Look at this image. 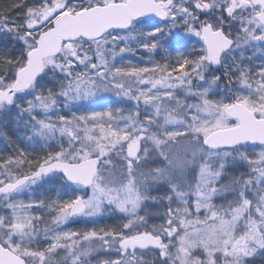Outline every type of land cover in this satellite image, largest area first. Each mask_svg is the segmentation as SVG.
I'll return each mask as SVG.
<instances>
[{"label": "snow or ice", "instance_id": "snow-or-ice-1", "mask_svg": "<svg viewBox=\"0 0 264 264\" xmlns=\"http://www.w3.org/2000/svg\"><path fill=\"white\" fill-rule=\"evenodd\" d=\"M0 136V264H264V0H0Z\"/></svg>", "mask_w": 264, "mask_h": 264}, {"label": "rangeland", "instance_id": "rangeland-1", "mask_svg": "<svg viewBox=\"0 0 264 264\" xmlns=\"http://www.w3.org/2000/svg\"><path fill=\"white\" fill-rule=\"evenodd\" d=\"M150 57L143 54V53H139L137 55H128L124 57L123 61H120V63H127L128 61H130L133 65H140L142 61H147ZM155 59L159 60L160 57L156 56L154 57ZM115 97H112V100L115 101ZM112 107H118V106H122V107H126V108H130L131 105H118L116 103H113L112 105H110ZM9 118H4V123H8ZM14 127V126H13ZM5 131L7 132L8 130L5 129ZM9 146V141L7 140L6 137L0 136V154H3L4 156H8L11 155V153L7 150ZM31 151V150H30ZM35 154H41L40 149L36 148L34 150ZM45 188L48 189H59V185L55 184V183H50L49 185H46ZM43 193L44 198H52L55 199L56 198V192L55 191H48V192H44V190H39ZM30 198H35V197H28L25 196L24 199L28 200ZM78 222L75 223H69L67 225V230H73V231H80V230H89L92 228L95 229H108L107 228V224H111L113 226H118L119 224H121L124 221V217L120 214H105L104 216H97V217H80L77 218ZM112 226V227H113ZM109 227V226H108ZM111 228V227H109Z\"/></svg>", "mask_w": 264, "mask_h": 264}, {"label": "trees", "instance_id": "trees-1", "mask_svg": "<svg viewBox=\"0 0 264 264\" xmlns=\"http://www.w3.org/2000/svg\"><path fill=\"white\" fill-rule=\"evenodd\" d=\"M257 264H258V262H257Z\"/></svg>", "mask_w": 264, "mask_h": 264}]
</instances>
